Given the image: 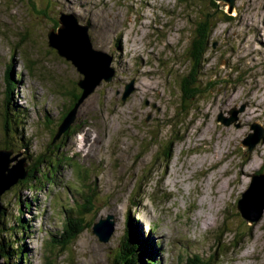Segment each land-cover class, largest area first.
<instances>
[{"label": "rangeland", "instance_id": "obj_1", "mask_svg": "<svg viewBox=\"0 0 264 264\" xmlns=\"http://www.w3.org/2000/svg\"><path fill=\"white\" fill-rule=\"evenodd\" d=\"M58 1L0 0V111L11 68L20 80L10 99L26 111L18 129L29 138V155L43 154L49 175L1 196L2 233L13 215L28 223L17 233L25 264H111L129 214L157 242L160 264H264V211L251 223L237 209L251 174L264 173V132L250 151L242 145L252 123L264 131V0H235L234 19L216 24L195 76L189 51L197 0ZM59 12L88 21L92 46L112 56L114 73L52 142L61 110L81 91V74L47 45ZM192 78L189 88L201 92L188 99ZM130 83L133 91L122 99ZM234 111L236 120L217 121ZM2 130L0 142L12 143L13 131L8 140ZM11 148L23 157V148ZM74 217L84 228L62 247L52 239L69 233ZM107 217L113 232L103 242L92 226ZM13 247L10 258L20 263Z\"/></svg>", "mask_w": 264, "mask_h": 264}, {"label": "trees", "instance_id": "obj_2", "mask_svg": "<svg viewBox=\"0 0 264 264\" xmlns=\"http://www.w3.org/2000/svg\"><path fill=\"white\" fill-rule=\"evenodd\" d=\"M57 3H59L58 0H56ZM197 3H193L195 6L194 8L196 11H194L193 16L190 20L193 21L195 26V35H193L194 39L191 43V49L189 51V58L191 59L193 65L191 69V73L193 76L195 74L199 73L201 66V61L204 60V57L206 55L210 36L215 28L216 24L220 21H230L234 19V15L229 14L225 7L220 6L219 3L216 0H197L195 1ZM61 6V4H59ZM203 8V9H202ZM42 13L45 14V10H42ZM72 15L74 18L78 19L75 15L71 13H67ZM83 25L88 26V21H86ZM55 26V25H54ZM15 53L13 54V56ZM10 60L13 62V58H10ZM202 72V71H201ZM17 80H20L19 74H17L13 69H7L5 74V81H6V91H5V100L1 106L2 110L0 111V125L2 124V132L3 136L10 140V138L7 136L8 131H13V134L15 135L14 140L12 143L7 142L6 140H2L0 142V149H12L13 145L19 146L24 149L23 157L26 159V169H27V176L19 180L17 183L26 184L28 185V188H32L34 186V183L36 181H39L38 176H42L46 178L48 175V171L45 173L42 172V169L44 167L43 164H45L46 160L44 159L43 154H40L37 157H32L28 153L27 145L29 143V138L24 136L22 133V129H18L19 127H22V123L25 120L26 111L22 109V106L15 105L12 100L10 99V95L12 96V91L14 90V85ZM194 82H196V79L192 78L187 84L186 89H188V93L184 94L188 99L193 98L196 93H200L201 89H192L189 88ZM203 90L208 91L210 89L209 83H204ZM185 91V88H184ZM81 94V91L78 93H74L70 95V104L68 105L67 109L61 110L63 111V116L60 118V122L58 123L53 135L51 136V141L53 142L56 140V133L58 126L62 122V120L67 115L68 111L72 108V106L75 104V102L78 100L79 96ZM51 118L50 115L46 114L45 117H42L43 120H49ZM70 127L63 133H67L69 131ZM18 135H17V134ZM60 137V136H59ZM58 137V138H59ZM57 138V139H58ZM169 149V147H167ZM170 150V149H169ZM49 165L50 162H48ZM257 172H261V169L257 170ZM90 188L88 187V190ZM23 203L21 200L19 204ZM138 201L133 205L134 209H137ZM4 206V205H3ZM24 207V205H23ZM5 208V206H4ZM75 207L67 208L66 212L67 217L71 218L73 216V209ZM6 209V208H5ZM85 210L88 209H82L81 211H78L77 214H82ZM6 215V211L4 210L0 217H3ZM133 214H129L127 216V222H126V228H125V235L123 236V239L120 243L119 251L117 252L118 256L114 258L111 262V264H160L161 258L159 257V251L160 249L157 246V242H155L152 238H146L142 235V232L139 231L137 224L134 222ZM9 220V219H8ZM25 220L22 219L20 215H13L11 217L10 225L8 226V230L4 231L3 234L0 228V256L2 258L3 264H20L26 263L27 259V252L23 250L22 248V242L19 244V239L17 238V233L24 232L28 229V223L24 222ZM69 222V233L62 234L59 238L54 237V242L57 244H60L62 247L65 246L67 243H70L72 240L76 238V236L79 234V232L84 228V225L81 223V219L78 217H74ZM5 219H0V225L4 224ZM72 226V227H71ZM151 232L155 231V226L151 227ZM26 233V232H24ZM11 234V235H10ZM25 236V234H24ZM218 241V240H217ZM218 243V242H217ZM159 244V243H158ZM15 245L18 260L20 263H16L15 259L12 260L10 256L13 253V246ZM198 258H194V261H192L194 264H197Z\"/></svg>", "mask_w": 264, "mask_h": 264}, {"label": "water", "instance_id": "obj_3", "mask_svg": "<svg viewBox=\"0 0 264 264\" xmlns=\"http://www.w3.org/2000/svg\"><path fill=\"white\" fill-rule=\"evenodd\" d=\"M216 1L226 5L228 13L234 9L235 0ZM54 25L47 32V45L55 49L59 56L70 61L81 74L77 80L81 94L58 126L55 138L57 139L74 121L78 105L94 91L101 81L109 82L114 69L111 67L112 56L92 46L87 25L80 24L78 19L65 12H59ZM132 91V83L127 84L122 99H125ZM236 118L234 111L228 118L219 114L217 121L229 124ZM250 128L253 132L242 140V145L247 147V151H250L262 139L264 132L262 126L257 123H252ZM13 152L12 149H0V214L4 211L1 202L2 194L27 176L25 157L17 160L19 154L13 156ZM237 209L241 217L248 222L254 223L261 218L264 211V173L256 171L251 174L250 183L237 200ZM112 232L113 225L109 217L100 218L92 226V233L103 242L109 240ZM0 264H3L1 256Z\"/></svg>", "mask_w": 264, "mask_h": 264}, {"label": "bare ground", "instance_id": "obj_4", "mask_svg": "<svg viewBox=\"0 0 264 264\" xmlns=\"http://www.w3.org/2000/svg\"><path fill=\"white\" fill-rule=\"evenodd\" d=\"M82 102L78 105V109H79V106L82 104ZM78 109H77V112H78ZM77 112H76V114H77ZM84 134H85V139L89 140V135H88L87 131H85ZM110 217L113 218L111 215H110Z\"/></svg>", "mask_w": 264, "mask_h": 264}, {"label": "clouds", "instance_id": "obj_5", "mask_svg": "<svg viewBox=\"0 0 264 264\" xmlns=\"http://www.w3.org/2000/svg\"><path fill=\"white\" fill-rule=\"evenodd\" d=\"M96 49V48H95Z\"/></svg>", "mask_w": 264, "mask_h": 264}]
</instances>
